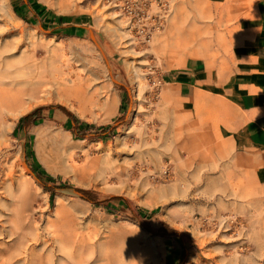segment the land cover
Returning <instances> with one entry per match:
<instances>
[{
    "label": "rangeland",
    "instance_id": "1",
    "mask_svg": "<svg viewBox=\"0 0 264 264\" xmlns=\"http://www.w3.org/2000/svg\"><path fill=\"white\" fill-rule=\"evenodd\" d=\"M171 1L151 45L138 48L121 37L113 0H0V67L23 80L53 79L2 128L0 251L14 246L8 218L18 195L41 234L31 245L50 250L51 261L65 258L60 245L91 255L149 245L147 264H264V206H226L214 181L233 185L255 160L229 72L242 14L229 0ZM201 20L212 27L193 37ZM180 72L189 73L185 82ZM51 132L71 143H55L53 161ZM34 168L49 185L70 188L49 190Z\"/></svg>",
    "mask_w": 264,
    "mask_h": 264
},
{
    "label": "bare ground",
    "instance_id": "2",
    "mask_svg": "<svg viewBox=\"0 0 264 264\" xmlns=\"http://www.w3.org/2000/svg\"><path fill=\"white\" fill-rule=\"evenodd\" d=\"M143 0H113V3L116 2V5L119 7L120 16L124 32L121 34V37L128 39L127 43L129 46L130 43L135 44L134 47L144 48L149 47L153 39L157 36H154L152 41L148 42L145 40H141L143 33L141 32L142 24H136L137 14L140 7L144 9L142 3ZM129 4V5H128ZM112 5V2L110 3ZM128 5V7H127ZM155 4L152 5V7ZM151 7V9H152ZM151 14H153L151 10ZM148 13V18L152 21V16ZM211 23L207 21H200V23L194 29L195 33L192 34L193 37L201 36L204 31L211 29ZM183 36H180V43L183 42ZM130 49H127L126 52H130ZM11 71L0 67V146L3 143L1 137H4L5 132L2 130L3 125L7 122L9 116L15 118L18 114L23 110L24 103L27 97L36 96L38 92H40L44 86L47 85L48 80L38 79V80H26L20 79L15 76H11ZM125 75L134 81H138V71L137 68L132 65H127ZM141 87L140 80L138 81ZM71 92H76L79 88L69 89ZM76 90V91H75ZM141 92V89H139ZM141 109V106H138ZM22 109V110H21ZM16 113L13 115V112ZM39 132V130H36ZM35 131V132H36ZM50 146L51 153L47 156L48 160L53 161L55 155L58 153V148L55 143L62 144L64 146H70L71 143L69 138L62 133H54L50 134ZM181 145V142L178 143ZM193 163H197V157H192ZM147 170L152 173L154 170L150 163L145 164ZM165 169H169L168 164L164 165L162 170L156 171L159 175ZM49 170L53 171L51 166H49ZM163 174V172H162ZM11 175V174H10ZM163 176V175H162ZM43 183V182H42ZM20 196V195H19ZM17 198L16 201L13 202V205L10 209H12V216L8 218L11 228L10 234L14 239V246L9 247L8 251L5 253L0 251V264H21L17 260L19 259V255L21 252H24L26 255V263L24 264H147V259L152 257V249L151 246L147 245L145 249L135 248L127 253H104L98 252L94 255H91L90 252H85L79 248L69 249L64 247V245L59 246V250L65 252L66 256L62 259L52 260L50 258V250H38L36 247H33L31 243L38 244L42 241L41 234L36 232L29 223H26V217L21 206L18 204L19 197L18 195H14ZM7 221V220H6ZM15 247V250H13Z\"/></svg>",
    "mask_w": 264,
    "mask_h": 264
},
{
    "label": "crops",
    "instance_id": "3",
    "mask_svg": "<svg viewBox=\"0 0 264 264\" xmlns=\"http://www.w3.org/2000/svg\"><path fill=\"white\" fill-rule=\"evenodd\" d=\"M242 14L232 36L229 72L232 94L242 116L243 132L254 162L232 185L217 176V193L229 196L226 206H264V0H229ZM188 72H180L185 82ZM171 250V251H170ZM168 256L174 257V246Z\"/></svg>",
    "mask_w": 264,
    "mask_h": 264
},
{
    "label": "built area",
    "instance_id": "4",
    "mask_svg": "<svg viewBox=\"0 0 264 264\" xmlns=\"http://www.w3.org/2000/svg\"><path fill=\"white\" fill-rule=\"evenodd\" d=\"M143 4V8L140 7L137 14L136 24H142L140 33H143L141 40L152 41L153 37L163 27V18L172 10L171 0H143L140 5ZM155 4L153 7L152 5ZM152 7V9H151ZM151 10L153 14H151ZM148 13L152 16V21L148 18ZM169 169H165V173Z\"/></svg>",
    "mask_w": 264,
    "mask_h": 264
},
{
    "label": "trees",
    "instance_id": "5",
    "mask_svg": "<svg viewBox=\"0 0 264 264\" xmlns=\"http://www.w3.org/2000/svg\"><path fill=\"white\" fill-rule=\"evenodd\" d=\"M59 108H60L61 110H63V111L68 115V117H69L71 120L74 121V120L76 119L75 114H74L72 111L68 110L66 107H64V106H59ZM39 110H41V108L36 109L35 111H33V112H31L30 114L26 115V116H25V119L28 120V118H30L31 116L36 115V113H37ZM105 128H111V126H106ZM38 167H40V166H38ZM41 168H42V167H41ZM41 170H42V169H41ZM34 171H35V173L37 174V176L39 177V179L43 182V184H44L49 190H51V191H54V192H55L57 189H58V190H61V189H68V188H70V187L67 186V185H55V184H53V185H49V184L45 181V178L43 177V175H42V173H41L42 171H39L37 168H34ZM76 190H77L79 193H81L86 199L91 200V201H93V202H97L98 199L96 198L94 192H92V191H90V190H87V189H81V188H76ZM115 199H121V197H115ZM172 233L177 234L178 231L173 229V230H172Z\"/></svg>",
    "mask_w": 264,
    "mask_h": 264
}]
</instances>
